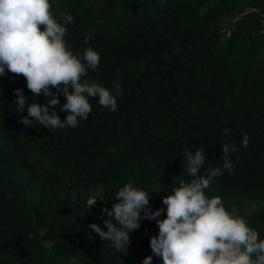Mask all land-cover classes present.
Here are the masks:
<instances>
[{
  "label": "trees",
  "instance_id": "1",
  "mask_svg": "<svg viewBox=\"0 0 264 264\" xmlns=\"http://www.w3.org/2000/svg\"><path fill=\"white\" fill-rule=\"evenodd\" d=\"M49 3L58 22L61 13L73 17L65 25L73 54L82 57L91 47L101 57L86 78L110 90L118 79L123 92L117 111L90 98L88 120L53 132L18 123L27 110L17 114L15 89L24 90L28 103L46 101L30 92L23 76L7 70L0 76V264H143L149 255L151 264H163L150 247L156 220L144 219L130 233L126 253L89 225L104 226L102 209L113 207L128 182L149 191L151 209H164L157 219L166 217L163 197L191 179L185 153L204 149L203 175L208 166H222L224 143L236 145L229 153L234 172L222 170L205 194L219 196L264 239L262 0ZM60 100L66 102L63 95ZM99 188L107 201L97 197L90 209L87 199ZM45 241L55 243L46 248Z\"/></svg>",
  "mask_w": 264,
  "mask_h": 264
},
{
  "label": "clouds",
  "instance_id": "2",
  "mask_svg": "<svg viewBox=\"0 0 264 264\" xmlns=\"http://www.w3.org/2000/svg\"><path fill=\"white\" fill-rule=\"evenodd\" d=\"M50 8L49 0H0V76L6 70L23 76L30 92L46 101L28 103L24 90L15 89L17 114L27 110L18 123L27 127L44 126L55 132L75 128L80 120H88L92 113L90 98L110 111H117L116 96L122 95L123 90L118 79L110 90L86 78L89 68L98 69L100 55L91 47L82 57L74 55L65 40V25L74 22L72 15L61 13L62 24ZM89 40L90 36H86L84 42L87 44ZM52 88L56 89L55 93ZM61 95L66 98L65 103H61ZM57 107L67 113L66 119H61ZM230 132L224 129L226 136ZM248 142L245 133L242 146L247 147ZM230 151H236L235 144H222V166H208L203 175L204 149L185 153L191 179L180 181L179 186L174 185L172 194L163 197L166 217L157 219L164 209H151L149 191L128 182L116 193L113 207L102 209V215L107 213L108 217L104 226L92 222L90 229L102 241H110L116 251L126 253L130 233L140 228L142 220H156L159 232L151 237L150 247L163 264H264V239L259 238V233L244 217L235 214V209L226 210L219 196L209 198L205 194L212 179L222 176V170L234 172ZM104 192L103 188L93 190L87 207L91 209L97 197L104 198ZM47 231V228L40 230L39 236H45ZM27 239L35 236L29 234ZM54 243L45 241L44 245L51 248ZM152 258L147 256L143 264H151Z\"/></svg>",
  "mask_w": 264,
  "mask_h": 264
},
{
  "label": "built area",
  "instance_id": "3",
  "mask_svg": "<svg viewBox=\"0 0 264 264\" xmlns=\"http://www.w3.org/2000/svg\"><path fill=\"white\" fill-rule=\"evenodd\" d=\"M262 4L264 5V0H262ZM263 23H264V18H263Z\"/></svg>",
  "mask_w": 264,
  "mask_h": 264
}]
</instances>
